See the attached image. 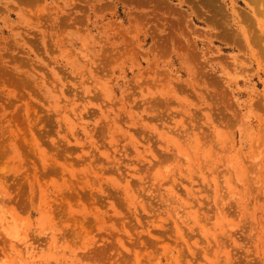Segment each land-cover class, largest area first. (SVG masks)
I'll return each instance as SVG.
<instances>
[{
  "label": "rangeland",
  "instance_id": "obj_1",
  "mask_svg": "<svg viewBox=\"0 0 264 264\" xmlns=\"http://www.w3.org/2000/svg\"><path fill=\"white\" fill-rule=\"evenodd\" d=\"M0 264H264V0H0Z\"/></svg>",
  "mask_w": 264,
  "mask_h": 264
},
{
  "label": "bare ground",
  "instance_id": "obj_2",
  "mask_svg": "<svg viewBox=\"0 0 264 264\" xmlns=\"http://www.w3.org/2000/svg\"><path fill=\"white\" fill-rule=\"evenodd\" d=\"M184 140H185V139H184ZM185 144H186V143H185ZM189 144H190V143H189ZM187 145H188V144H187ZM185 146H186V145H185ZM212 156H213V155H212ZM215 156H216V155H215ZM210 159H211V158H210ZM211 161H212V160H211ZM211 161H210V162H211ZM208 162H209V161H208ZM205 163H206V162H205ZM211 164H212V163H211ZM209 165H210V164H209ZM210 166H211V165H210ZM216 167H217V166H216ZM208 168H209V167H208ZM214 168H215V167H214ZM215 169H216V168H215ZM213 170H214V169H213ZM217 170H218V169H217ZM218 175H219V172H218ZM235 175H236V174H235ZM236 176H237V175H236ZM236 176H235V177H236ZM238 183H239V182H238ZM237 185H238V184H237ZM237 185H236V186H237ZM194 206H196V205H194ZM220 207H221V206H220ZM174 209H175V208H174ZM219 209H220V208H219ZM222 209H223V208H222ZM224 210H225V209H224ZM183 211H184V210H183ZM222 213H223V212H222ZM224 214H225V212H224ZM180 215H182V214H180ZM1 217H2V216H1ZM181 218H182V216H181ZM2 219H3V217H2ZM4 219H6V218H4ZM4 223H5V221H4ZM10 224H11V223H10ZM8 225H9V224H8ZM5 226H7V225H3V226H1L2 229H4ZM9 227H10V226H9ZM6 228H7V227H6ZM8 230H9V229H8ZM8 230H7L6 232H8ZM4 231H5V230H4ZM12 231H13V230H12ZM6 232H5V233H6ZM9 233H10V232H9ZM11 234H13V233L11 232ZM14 234H15V232H14ZM9 235H10V234H9ZM15 235H16V234H15ZM11 238H15V236L12 235ZM11 240H12V239H11ZM26 242H27V241H26ZM17 244H18V243H17ZM25 244H27V243H24V242H23V244L21 245V247H24L23 245H25ZM19 245H20V244H19ZM17 247H18V245H17ZM25 247H27V245H25ZM27 248H28V247H27ZM27 248H25V252H24V254H29V251H28L29 249L27 250ZM30 248H31V247H30ZM33 249H34V248H33ZM22 251H23V250H22ZM22 255H23V254H22ZM23 257H24V256H23Z\"/></svg>",
  "mask_w": 264,
  "mask_h": 264
}]
</instances>
